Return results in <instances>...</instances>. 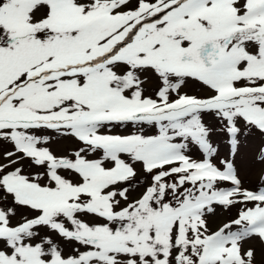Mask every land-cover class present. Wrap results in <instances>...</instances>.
<instances>
[{
    "label": "snow or ice",
    "instance_id": "snow-or-ice-1",
    "mask_svg": "<svg viewBox=\"0 0 264 264\" xmlns=\"http://www.w3.org/2000/svg\"><path fill=\"white\" fill-rule=\"evenodd\" d=\"M249 137L264 0H0V264H264Z\"/></svg>",
    "mask_w": 264,
    "mask_h": 264
},
{
    "label": "rangeland",
    "instance_id": "rangeland-1",
    "mask_svg": "<svg viewBox=\"0 0 264 264\" xmlns=\"http://www.w3.org/2000/svg\"><path fill=\"white\" fill-rule=\"evenodd\" d=\"M260 141L256 137H249L245 140L241 147V152L236 158L237 168L239 170V178L242 181V187L249 190H256L259 186L261 175L264 174V164L256 162L258 155ZM70 146L69 144L57 145L52 144L50 147L56 154L62 153V148ZM236 214V209H232L231 212L224 213V219H231ZM15 223V220L13 221ZM208 223L213 230L220 223L216 217H209ZM261 256L257 254V264H260Z\"/></svg>",
    "mask_w": 264,
    "mask_h": 264
}]
</instances>
